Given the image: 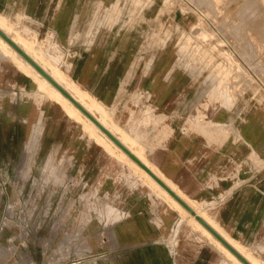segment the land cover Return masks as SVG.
I'll list each match as a JSON object with an SVG mask.
<instances>
[{
  "label": "rangeland",
  "instance_id": "obj_1",
  "mask_svg": "<svg viewBox=\"0 0 264 264\" xmlns=\"http://www.w3.org/2000/svg\"><path fill=\"white\" fill-rule=\"evenodd\" d=\"M94 2L98 15L85 20L111 30L109 53L131 60V95L144 94L142 107H154L140 124L173 119L193 131H221L234 141L227 184L264 183V0ZM232 50L248 74L227 59ZM0 68L18 76L9 58L0 56ZM21 73L24 91L0 80V264H231L213 243L195 238L196 229L185 222L179 229V212L128 175L129 166L56 100L44 97L37 117L11 113L36 101L35 81ZM121 90L127 94L125 85ZM253 121L260 127L252 129ZM252 130L260 136L253 149L245 142ZM257 168L261 175H252Z\"/></svg>",
  "mask_w": 264,
  "mask_h": 264
},
{
  "label": "crops",
  "instance_id": "obj_2",
  "mask_svg": "<svg viewBox=\"0 0 264 264\" xmlns=\"http://www.w3.org/2000/svg\"><path fill=\"white\" fill-rule=\"evenodd\" d=\"M96 4L94 0H0V14L10 23L13 33L32 41L45 58H50L64 71L67 69L65 72L79 85L108 105L114 119H121L120 123L127 130L138 133L150 159L163 174L209 208L230 235L264 261V183L246 187L227 184V151L234 141L221 131L207 132L204 127L197 132L173 119H162L149 126H142V121L135 124L126 121L125 103L129 104L134 80L131 60L109 53L111 35L108 32L111 30L85 20L98 15ZM121 39L123 42V37ZM0 56L11 59L1 50ZM6 69L0 68V80L11 79L17 84L13 88L24 91V82L20 80L22 70L19 67L13 70L18 75L15 77V74H6ZM122 85L126 86V95L121 90ZM120 94L124 95L121 99ZM36 104L35 100L25 102L9 110L17 116L37 117L40 108ZM163 107H167V102L160 106ZM253 123L255 121L251 123L252 129L260 127ZM251 134L252 143L254 135L260 138L257 130H252ZM261 171L252 169L251 174L259 176ZM121 245L130 246H124L123 242ZM134 261L129 258L127 264Z\"/></svg>",
  "mask_w": 264,
  "mask_h": 264
},
{
  "label": "bare ground",
  "instance_id": "obj_3",
  "mask_svg": "<svg viewBox=\"0 0 264 264\" xmlns=\"http://www.w3.org/2000/svg\"><path fill=\"white\" fill-rule=\"evenodd\" d=\"M197 18H198V21H200L198 22V25H199L202 23L201 22L202 19L199 16ZM9 24L7 20L5 19L4 15L2 16L0 14V27L7 34H9L21 47H23L33 58H35L37 62H39L55 79H57L67 90H69L105 126H107L113 133H115L125 145H127L139 158H141V160H143L157 175H159L165 182H167L183 199H185L189 203V205L193 207V209L198 214H200L205 220H207L235 248H237L247 259H249L251 263L264 264V261L261 258L254 255L249 248H247L238 239H236L235 237H233L227 232V230L223 227V225L217 221L215 215L209 211V208H205L202 202L193 199V197L191 198L174 181L167 178L163 174L162 170L158 167V165L155 162H153L152 159H150L145 149V146L142 144L141 140L139 139L140 135L138 133H133L130 130H127L123 126V124L120 123L121 119L120 120L114 119L113 115L111 114V111L109 110L108 105H106L95 94L91 93L89 89L87 90L86 88L82 87L83 85L82 86L79 85L71 77L72 75L71 76L68 75L69 72L68 73L65 72L67 69L64 71L61 68H59L50 58H48L47 56L46 57L48 59L45 58L42 52L36 50L32 41L23 37L22 34L20 35V34L13 33V29L11 28ZM202 26H203V23H202ZM220 35L224 39V41L230 45L228 39L224 35L222 34ZM0 50L3 52V54L7 55V57H10L16 63V65H18L19 69H21L27 75L31 76L32 79L35 81V87H36L35 94H37L36 96L37 104L36 105H38L40 109H43L41 107V104H42V100L44 99V97L52 98L54 99V101L56 100V102L60 103L64 109V113L68 117L82 124L89 138L93 139L96 143L104 146L106 151L113 158H117L118 160L126 163L129 166L130 171L128 172V175L135 174L142 183H145L152 190V192H154L158 196H161L168 203L169 207L179 212V216L177 218L178 219L177 227L179 229L183 227L184 222L187 223L190 226V228L196 229L199 232L198 233L199 235H195V238L207 239V241L213 243L215 246L218 247L217 249H220V251L223 252V254L225 255V258L231 261V264H245L243 263V261L240 260V258L237 255H235V253H233L223 242H221L207 227H205L199 220H197L195 216L191 214L179 201H177L152 175H150L143 167H141L136 161H134L104 131H102L85 113H83V111H81V109H79V107H77L68 97H66L57 87H55L45 76H43L29 61H27V59H25L21 54H19V52L1 35H0ZM227 53L228 55L226 57L227 59H232V66L234 67V69L241 73H245L246 67H244L241 61L236 57V55L234 54V50L230 52L228 51ZM246 73L248 74V72ZM248 77L250 76H247L246 81H248L249 79ZM262 78H263V75L260 78L263 81L264 79ZM226 84H227V81H226ZM257 87L258 86H256V88ZM174 88L171 89L170 94L174 91ZM222 89H225V88H222ZM261 96L262 98H264V94H262ZM141 98H144V94L143 95H141L140 93L136 94L135 92H133L132 95L129 97L130 102L126 107L127 109L126 121H130V122H134V121L141 122L142 121L144 123H148L150 121V117H151L150 115L152 113L150 111L153 105L146 104L147 107L146 106L142 107L143 105L140 102ZM227 99H228V93L227 92L223 93L222 95L223 103ZM193 119L196 122H200L201 120H203V115L200 112H197L195 116L193 117ZM247 122H249V120H247ZM214 123L217 125L224 124V121H221L220 119H218V120H214ZM243 132L245 131H240V134L238 135L244 138ZM251 136L252 134L250 132H247V138L245 142L253 149L252 138L250 139ZM187 234L190 235L189 229L187 230Z\"/></svg>",
  "mask_w": 264,
  "mask_h": 264
},
{
  "label": "water",
  "instance_id": "obj_4",
  "mask_svg": "<svg viewBox=\"0 0 264 264\" xmlns=\"http://www.w3.org/2000/svg\"><path fill=\"white\" fill-rule=\"evenodd\" d=\"M0 35L6 39L27 61H29L43 76L68 97L83 113H85L102 131H104L119 147H121L134 161L152 175L177 201H179L191 214L207 227L221 242H223L245 264H253L237 248H235L221 233H219L207 220L198 214L189 203L183 199L167 182L157 175L141 158H139L118 136L105 126L89 109H87L69 90L55 79L35 58L21 47L9 34L0 27Z\"/></svg>",
  "mask_w": 264,
  "mask_h": 264
}]
</instances>
